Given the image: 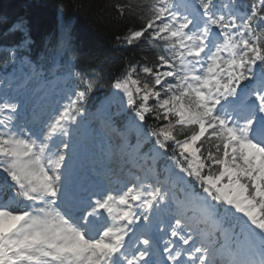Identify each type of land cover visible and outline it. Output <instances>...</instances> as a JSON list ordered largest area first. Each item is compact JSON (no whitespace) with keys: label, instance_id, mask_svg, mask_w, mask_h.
<instances>
[{"label":"snow or ice","instance_id":"obj_1","mask_svg":"<svg viewBox=\"0 0 264 264\" xmlns=\"http://www.w3.org/2000/svg\"><path fill=\"white\" fill-rule=\"evenodd\" d=\"M106 7L137 21L119 45L143 42L155 53L128 63L112 84L132 113L129 127L151 143L145 174L74 182L73 132L100 73L70 71L76 83L64 102L31 119L18 96L4 94L0 264H264V0ZM58 28L67 45L71 19L58 17ZM10 30L25 35L8 50L15 63L30 40L23 19ZM185 176L200 192L186 186L183 199L169 196L165 185Z\"/></svg>","mask_w":264,"mask_h":264},{"label":"trees","instance_id":"obj_2","mask_svg":"<svg viewBox=\"0 0 264 264\" xmlns=\"http://www.w3.org/2000/svg\"><path fill=\"white\" fill-rule=\"evenodd\" d=\"M120 0H0V64L8 48L20 44L23 32L10 30L18 19L27 24L30 42L21 48L29 58L50 63L55 55L75 64V71L98 72L99 84L89 93L86 105L112 90V84L128 63L154 59L149 45H119L116 37L134 26L133 19L121 20L114 9L106 7ZM247 3L248 0H238ZM61 5L63 9L61 11ZM71 19L72 31L67 45L58 43L60 38L58 17ZM143 78V77H142ZM150 125L153 123L148 120ZM163 168V164H159Z\"/></svg>","mask_w":264,"mask_h":264},{"label":"rangeland","instance_id":"obj_3","mask_svg":"<svg viewBox=\"0 0 264 264\" xmlns=\"http://www.w3.org/2000/svg\"><path fill=\"white\" fill-rule=\"evenodd\" d=\"M21 80V87L17 89H9V84L4 85L1 90L0 96L2 97L4 94L8 96H18L21 101L23 100V93H26L25 100L33 98L34 95H31V92L28 89H24L27 84L32 86L36 82V77L33 74L32 65L25 61L24 63L19 62L15 71L10 76L9 80ZM49 90H53L50 88ZM17 93V95H15ZM65 89L57 88L53 91V95L62 94L63 97L65 95ZM58 96V95H56ZM117 96H115L116 99ZM63 98L59 101V103H63ZM113 108L116 112H125V106L121 105L120 96L118 100L113 102ZM89 115V114H88ZM94 118V117H93ZM130 120V119H129ZM129 120L127 123L129 124ZM93 125H89V123L82 125L79 129V134L76 131L73 132V143L75 145V150H70L71 159L75 156L76 151L81 154L84 161H87V164H101L102 169L105 170L106 175H112L115 177H120L121 179L127 181L132 179L131 174L141 175L143 176L145 173L141 171V168L147 167L143 157H139L137 154L138 150L144 144V141L140 143L139 147H135L134 145L129 146V141L125 137H121L117 131L114 130V125L109 126L106 125L104 129V125L99 122H95L91 120ZM135 129V128H134ZM133 131V130H131ZM130 131V132H131ZM111 133V134H109ZM135 133L137 131L135 129ZM112 135L115 139H113ZM149 151H147L144 155H146ZM70 159V160H71ZM72 161V160H71ZM109 164H114V167L117 169H113ZM101 167V166H99ZM163 181V178H160ZM193 187L189 181L184 182V184H179L178 188H171L170 185H165L166 188H170L169 196L175 194L178 198H184V192L181 191V187ZM196 192H200L195 190Z\"/></svg>","mask_w":264,"mask_h":264}]
</instances>
